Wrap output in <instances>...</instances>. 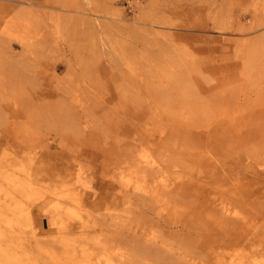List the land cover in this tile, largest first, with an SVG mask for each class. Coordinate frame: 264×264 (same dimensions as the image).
<instances>
[{
	"label": "rangeland",
	"instance_id": "obj_1",
	"mask_svg": "<svg viewBox=\"0 0 264 264\" xmlns=\"http://www.w3.org/2000/svg\"><path fill=\"white\" fill-rule=\"evenodd\" d=\"M0 209V264H264V0H0Z\"/></svg>",
	"mask_w": 264,
	"mask_h": 264
},
{
	"label": "bare ground",
	"instance_id": "obj_2",
	"mask_svg": "<svg viewBox=\"0 0 264 264\" xmlns=\"http://www.w3.org/2000/svg\"><path fill=\"white\" fill-rule=\"evenodd\" d=\"M14 205H15V204H14ZM8 206H9V205H8ZM3 207H4V206H2V208H3ZM5 207H6V205H5ZM12 207H15V206H12ZM3 209H4V208H3ZM0 210H1V209H0ZM0 212H1V211H0ZM4 212H6V210H5ZM12 212H13V211H12ZM6 213H10V212H6ZM1 214H2V213H0V215H1ZM11 214H12V213H11ZM13 214H14V213H13ZM8 215H9V214H8ZM1 217H3V216H1ZM1 217H0V218H1ZM8 217H9V216H8ZM12 218H14V216H13ZM2 219H3V218H2ZM10 220H11V219H10ZM14 220H15V219H14ZM0 221H1V220H0ZM3 221H5V217H4V219L2 220V222H3ZM8 221H9V220H8ZM5 222H7V221H5ZM5 222H4V223H5ZM10 222H11V221H9V223H10ZM17 223H18V222H17ZM4 225H5V224H4ZM10 225H11V224H10ZM13 225H14V223H13ZM13 225H12V226H13ZM16 225H17V224H16ZM8 228H11V227H8ZM16 228H18V227H16ZM1 229H3V228H1ZM9 230H10V229H9ZM10 231H11V230H10ZM10 231H9V232H10ZM1 233H2V232H1ZM11 233H12V232H11ZM7 234H8V233H6V235H7ZM1 235H2V234H1ZM3 235H5V234H3ZM0 241H1V240H0ZM8 241H9V240H6V241H5V243H4L5 247H9V246H6V242H8ZM1 242H4V241H1ZM1 242H0V243H1ZM9 242H11V240H10ZM9 242H8V243H9ZM2 244H3V243H2ZM2 244H1V245H2ZM9 244H10V243H9ZM9 244H8V245H9ZM10 246H11V245H10ZM12 246H13V245H12ZM3 247H4V246H3ZM10 248H11V247H10ZM3 249H6V248H3ZM9 250H10V249H9ZM3 251H4V250H2V252H3ZM6 251H7V249H6ZM0 252H1V251H0Z\"/></svg>",
	"mask_w": 264,
	"mask_h": 264
}]
</instances>
